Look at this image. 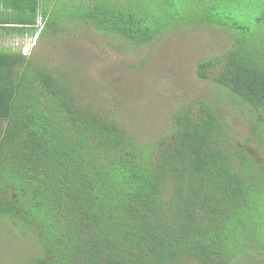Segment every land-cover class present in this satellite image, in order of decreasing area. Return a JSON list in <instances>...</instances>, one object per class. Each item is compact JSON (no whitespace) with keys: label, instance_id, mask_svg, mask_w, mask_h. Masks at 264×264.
<instances>
[{"label":"trees","instance_id":"obj_1","mask_svg":"<svg viewBox=\"0 0 264 264\" xmlns=\"http://www.w3.org/2000/svg\"><path fill=\"white\" fill-rule=\"evenodd\" d=\"M70 1L64 16L56 4L68 0L42 11L57 47L43 61L0 52V218L32 242L25 264L261 262L264 0ZM187 23L236 32L197 74L249 106L247 136L205 97L176 109L152 145L129 134L119 103H82L80 30L142 48Z\"/></svg>","mask_w":264,"mask_h":264},{"label":"rangeland","instance_id":"obj_2","mask_svg":"<svg viewBox=\"0 0 264 264\" xmlns=\"http://www.w3.org/2000/svg\"><path fill=\"white\" fill-rule=\"evenodd\" d=\"M56 7L55 16H64L71 12V1ZM62 19L71 33L74 26L79 27L71 19ZM90 28L79 33L78 59L89 74L80 82L84 91L77 95L83 104L100 109L119 103L126 129L136 140L152 145L170 132L176 109L201 97L220 101L222 108L230 110L238 133L242 137L249 134V106L227 100L229 94H224V88L222 93L212 79H201L197 74L200 61L222 56L232 46L235 31L205 23L173 25L154 42L138 48L118 36L100 35ZM50 34L46 26L27 56L43 61L42 55H49L48 48L56 49L50 44ZM31 245L7 217L0 218V264H25ZM260 261L249 258L239 264H264V257Z\"/></svg>","mask_w":264,"mask_h":264},{"label":"crops","instance_id":"obj_3","mask_svg":"<svg viewBox=\"0 0 264 264\" xmlns=\"http://www.w3.org/2000/svg\"><path fill=\"white\" fill-rule=\"evenodd\" d=\"M55 1L0 0V52L27 55L46 29L43 9Z\"/></svg>","mask_w":264,"mask_h":264}]
</instances>
